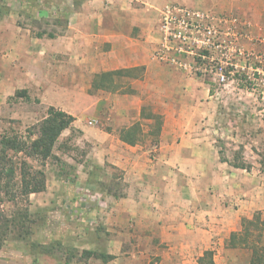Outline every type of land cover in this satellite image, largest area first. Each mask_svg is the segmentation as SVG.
Returning a JSON list of instances; mask_svg holds the SVG:
<instances>
[{
  "label": "crops",
  "instance_id": "0c3cea01",
  "mask_svg": "<svg viewBox=\"0 0 264 264\" xmlns=\"http://www.w3.org/2000/svg\"><path fill=\"white\" fill-rule=\"evenodd\" d=\"M153 7L147 0H84L67 35L28 41V49L38 50L28 54L25 49L29 76L21 80L29 93L35 89L41 94L60 92L70 97L71 103L58 99L51 105L73 115L75 126L80 113L105 112L106 127L101 128L99 141L93 140L94 150L102 151L101 165L111 163L124 172L128 187L125 197L116 198L105 191L101 200L110 202L109 231L122 235L114 222L132 221L133 248L139 249L126 262L119 253L121 243L107 252L115 256L108 264H200L207 251L214 252L218 264V258L227 252L226 240L240 229L242 219L254 212L244 206L254 196L255 175L252 167L250 171L239 169L221 160L210 121L192 120L185 112L191 105L189 94L181 101L163 100L160 109L151 104L154 92L185 91L190 83L154 57ZM11 62L8 59V65ZM117 70L128 71L116 78L126 90L119 94L107 92L110 88L100 90L99 76ZM11 72L12 67L6 81L12 77L9 82L15 83L18 78ZM80 91L88 102L84 112L73 103ZM151 105L153 113L161 110L164 116L159 144L124 142L122 130L143 118ZM176 107L181 114L176 113ZM141 126L139 138L155 137ZM95 193L90 196L92 202Z\"/></svg>",
  "mask_w": 264,
  "mask_h": 264
},
{
  "label": "rangeland",
  "instance_id": "374dc122",
  "mask_svg": "<svg viewBox=\"0 0 264 264\" xmlns=\"http://www.w3.org/2000/svg\"><path fill=\"white\" fill-rule=\"evenodd\" d=\"M83 1L0 0V137L6 133L27 136L28 130L47 116L51 102L61 99L62 102L71 103V98L60 92L41 94L34 89L29 93L21 79L29 76L26 72L27 53L38 50L28 49V41L37 39L36 33L43 30L67 35L70 23L81 10ZM147 1H152L154 6L151 15L157 37L154 57L162 44L160 24L168 6L182 5L208 14L214 22L226 21L222 26L225 30L236 29L239 40L234 44L242 48L255 47L259 44V39L264 37V0ZM200 34L202 38V33ZM42 39L49 38L44 36ZM8 59L13 63L8 65ZM186 60L192 61L190 57ZM157 61L160 65L181 73L190 79V83L185 86V91L176 88L174 91H163L161 95L154 92L151 104H158L160 109V102L163 100L181 101L187 99L189 94L191 105L184 108L186 114L198 122H202V119L210 121L209 126L215 131L221 156L230 161L239 158L240 162L253 168L254 196H251L248 204L245 203L244 208L253 209L254 212L251 217L244 218L252 219L259 212L264 217V100L253 95L247 85L239 83L236 78L222 83L212 74L188 73ZM11 67L10 75L18 78L15 83L9 82L13 80L12 77L6 81L7 71ZM118 77L120 75L115 76L108 84L107 88L111 85L112 91L107 92L119 94L126 90L125 85L116 79ZM100 90L106 92L104 89ZM18 91L24 93L18 96ZM78 94L73 103L77 105L79 112H84L88 104L86 95L84 91ZM206 101L211 104L202 105ZM152 105L145 112L144 118L135 122L143 124V129L150 130L155 136L153 139L140 138V142L147 146L159 144L158 122H163L164 118L161 110L153 113ZM178 109L180 108L176 107V111ZM176 113L181 114L182 111L178 110ZM79 115L77 126L73 123L70 129L63 132L54 150L55 157L50 158L45 166L28 159L35 168L45 171L46 190L32 194L30 204L19 200L17 204L9 203L2 207L8 218H17V222L0 246V264H103L100 259H83L78 262L77 258L81 257L84 250L108 252L118 248L121 243L123 248L119 252L120 256L128 262L139 251L138 248H133L136 238L134 223L124 220L119 225L115 221L113 227L123 234H113V231H109L112 219L107 212L110 202L102 203V193L108 188L122 195L126 194L128 187L124 181V172L111 163L101 165L102 151L94 150L93 140L99 141L98 134L101 128L106 127L103 119L105 112L101 110L97 114ZM92 193L96 196L94 202L90 199ZM25 208L29 213L26 219L21 220L18 214H22ZM229 238L226 240L227 252L218 258V264H249L250 252L230 248ZM57 243L76 249V258L66 250L42 252L44 247ZM260 243L264 245V233Z\"/></svg>",
  "mask_w": 264,
  "mask_h": 264
},
{
  "label": "trees",
  "instance_id": "16d2710c",
  "mask_svg": "<svg viewBox=\"0 0 264 264\" xmlns=\"http://www.w3.org/2000/svg\"><path fill=\"white\" fill-rule=\"evenodd\" d=\"M62 34L55 31L47 32L45 30L36 33L37 38L47 36L50 39L57 38ZM128 71L117 70L114 72H106L99 76L98 88L107 89V86L113 81L115 76H123ZM126 75V74H125ZM106 88V89H105ZM111 88V87H110ZM112 91V89H108ZM24 92L18 91L16 95ZM28 98V97H26ZM144 110V116H145ZM144 116H142L144 118ZM155 117V116H154ZM76 118L53 106L49 107L47 116L36 123L28 130L27 136L18 133H6L0 137V246L4 237H7L9 230L17 222V218L9 219L4 209V205L9 203H18L19 200L30 204V196L40 193L47 188V177L43 169H37L31 165L28 159L37 161L41 166H45L46 162L55 157L54 150L61 135L67 129H70ZM159 132L161 131L162 122H158ZM140 123H136L128 129H123L122 140L130 145L140 142L138 134L142 131ZM221 160L228 162L231 166L239 169L250 171L251 167L239 161L227 160L221 156ZM108 193L116 198L125 197L126 194H118L108 188ZM22 214H18L21 220L26 219L29 210L25 208ZM264 233V217L262 213H258L252 219L243 218L241 229L232 232L229 238L228 246L233 249H245L251 254L249 264H264V245L261 244V238ZM54 249L66 250L72 257L76 258L74 248L64 247L62 244H53L50 247H44L43 253H51ZM100 259L103 264H108L115 259V256L107 252H97L94 250H84L77 261L83 259ZM200 264H215L213 251H207L200 259Z\"/></svg>",
  "mask_w": 264,
  "mask_h": 264
},
{
  "label": "built area",
  "instance_id": "2783aa9c",
  "mask_svg": "<svg viewBox=\"0 0 264 264\" xmlns=\"http://www.w3.org/2000/svg\"><path fill=\"white\" fill-rule=\"evenodd\" d=\"M224 22H214L208 14L182 5L168 6L160 24L163 40L155 58L184 72L212 74L222 83L236 78L264 100V37L257 46L242 48L234 44L239 33L235 28L225 30Z\"/></svg>",
  "mask_w": 264,
  "mask_h": 264
}]
</instances>
